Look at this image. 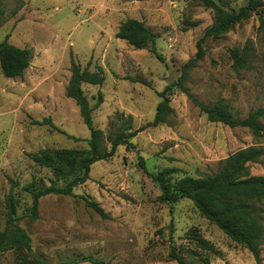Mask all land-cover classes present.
Instances as JSON below:
<instances>
[{
	"label": "rangeland",
	"instance_id": "374dc122",
	"mask_svg": "<svg viewBox=\"0 0 264 264\" xmlns=\"http://www.w3.org/2000/svg\"><path fill=\"white\" fill-rule=\"evenodd\" d=\"M216 2L239 9L248 0ZM0 5V42L9 36V43L33 54L22 78H7L0 67V232L7 225L6 200L13 192L18 223L32 239L31 250L0 252V264H31L34 255L48 264L85 256L107 264H179L170 257L171 245L188 264H258L248 248L208 220L192 200L161 202V190L148 175L177 168L174 182L198 178L215 173L242 148L264 146L249 129L210 121L179 90L171 95L168 122L149 126L162 100L158 94L195 56L214 12L201 0H0ZM260 9L264 15V7ZM128 18L144 21L155 33L164 61L151 52L150 42L136 49L116 36ZM259 27V16L253 14L222 37L208 40L205 57L188 75V92L207 103L224 99L241 117L264 108V31ZM230 49L244 52L250 68L234 69ZM72 61L82 69L103 68V84L83 85L92 105L98 92L103 94L93 113L96 128L107 135L117 114H124L132 115V126L142 130L131 146H119L113 156L92 165L90 179L74 189L75 196L44 195L32 221V196L25 187L33 181L50 185L54 179L33 156L88 148L90 130L66 95ZM250 170L264 175V157ZM86 199L98 202L108 219ZM262 258L264 264V244Z\"/></svg>",
	"mask_w": 264,
	"mask_h": 264
},
{
	"label": "trees",
	"instance_id": "16d2710c",
	"mask_svg": "<svg viewBox=\"0 0 264 264\" xmlns=\"http://www.w3.org/2000/svg\"><path fill=\"white\" fill-rule=\"evenodd\" d=\"M204 6L214 12V22L203 32V36L197 42V52L181 69L180 77L167 85L158 95L162 100L157 106L154 120L149 126H158L168 122L173 113L171 107V95L176 91H182L200 111L206 114L212 122H220L229 128L243 127L249 129L259 140H264V108H258L249 112L245 117L236 115L228 102L219 99L215 102H204L192 96L185 87L188 75L206 55V43L210 39H218L232 30L235 25L247 21L253 14H257L260 20V29L264 31V15L261 7L263 0H248L239 9H227L216 0H201ZM13 10L11 15H15ZM4 10L0 5V16ZM190 26H196L197 22L185 21ZM116 36L125 40L136 49H143L148 42L152 44L151 52L161 61L164 58L158 53L156 47V35L145 24L136 18H128L121 23ZM9 36L0 42V67L7 78H22L33 58L31 49L21 48L8 42ZM233 59V68L236 70L250 68L244 52L238 49H230ZM72 75L66 88L67 97L73 99L80 110L83 122L90 130L87 140V149H53L34 155V161L43 167L49 168L54 176L50 185L43 181L38 185L33 181L25 187L32 196L29 217L37 220L39 204L42 197L54 194L63 196H75L74 189L90 179L91 167L96 162L113 156L119 146H131L132 139L142 129H134L133 116L117 114L115 121L110 123L107 135L104 130L94 126V111L103 101L102 92H98L97 102L92 105L86 97L83 85H101L105 80L104 71L99 67L97 71L88 68L82 69L79 63L72 61ZM49 121H46V124ZM75 138V137H73ZM76 140H81L75 138ZM264 157V146H248L229 155L222 162L221 167L213 174L201 177L184 176L173 181L177 168H166L156 174L148 173L158 185L161 194L158 197L161 202L170 204L181 199H190L201 213L211 222H214L232 240L242 244L253 254L256 262L262 264V245L264 244V175L251 174V164L257 163ZM142 165L144 163L142 162ZM87 205L92 207L102 217L107 218V212L96 201L86 199ZM8 220L6 228L0 232V252L11 249L32 248V239L27 231L18 223L17 204L13 192L6 200ZM198 244L210 249V245L198 239ZM175 245H171L170 257L179 264H188L183 256L176 253ZM92 262L95 264H107L103 260L93 256L67 259L59 264H78L80 262ZM31 264H48L41 256L34 255Z\"/></svg>",
	"mask_w": 264,
	"mask_h": 264
}]
</instances>
